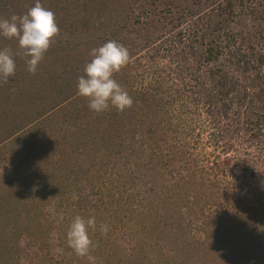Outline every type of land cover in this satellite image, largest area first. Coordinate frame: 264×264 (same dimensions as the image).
I'll list each match as a JSON object with an SVG mask.
<instances>
[{
  "label": "trees",
  "instance_id": "obj_1",
  "mask_svg": "<svg viewBox=\"0 0 264 264\" xmlns=\"http://www.w3.org/2000/svg\"><path fill=\"white\" fill-rule=\"evenodd\" d=\"M35 2L0 0V19ZM39 2L59 31L34 73L0 36V264H41L75 215L109 227L95 264H264V0ZM108 40L133 103L98 114L76 82Z\"/></svg>",
  "mask_w": 264,
  "mask_h": 264
},
{
  "label": "clouds",
  "instance_id": "obj_2",
  "mask_svg": "<svg viewBox=\"0 0 264 264\" xmlns=\"http://www.w3.org/2000/svg\"><path fill=\"white\" fill-rule=\"evenodd\" d=\"M55 14L42 7L39 0L26 13L10 19H0V36L16 39L18 46L29 57L26 70L34 73L43 54L49 49L52 39L58 34ZM91 59L84 65L83 74L77 77V95L87 99V107L95 113H102L109 108L122 112L130 108L132 97L114 79V74L125 67L130 59L128 49L114 40H108L97 48L89 51ZM15 62L8 49H0V81H6L15 72ZM73 199H77L73 194ZM50 215H56L55 205L47 208ZM98 230L106 235L109 227L106 224H97L94 216L72 217L65 240L68 248L78 257H88L90 264H95L96 258L90 255L94 247L90 238V231ZM51 243H56V234L50 233ZM57 254L63 253L62 247L53 249Z\"/></svg>",
  "mask_w": 264,
  "mask_h": 264
},
{
  "label": "rangeland",
  "instance_id": "obj_3",
  "mask_svg": "<svg viewBox=\"0 0 264 264\" xmlns=\"http://www.w3.org/2000/svg\"><path fill=\"white\" fill-rule=\"evenodd\" d=\"M1 172H6V169H4L3 167H0V175ZM35 213H33L32 217L30 216V218H28L27 224H28V228L30 229V231H33V233L38 234V226H37V221H36V216ZM34 217V218H33ZM62 222L64 223V226H68L69 224L67 222H64V220H62ZM31 225H33L31 227ZM64 226H62V229L64 228ZM102 237L104 238V235H102ZM50 239H52V237L50 236ZM56 247H62L63 248V253L62 254H57L56 252L53 251L54 248ZM68 248L66 245V240H65V236L62 235L61 239L60 237H56V243L55 245H51V246H38V251L41 252V250H43V255H41V257L39 256L37 258V263H41V264H70L71 258L69 256L70 253V248Z\"/></svg>",
  "mask_w": 264,
  "mask_h": 264
}]
</instances>
